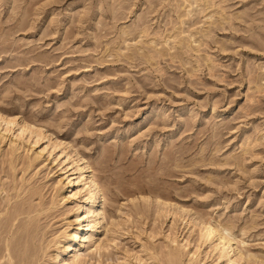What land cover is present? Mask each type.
Here are the masks:
<instances>
[{
    "label": "rangeland",
    "instance_id": "374dc122",
    "mask_svg": "<svg viewBox=\"0 0 264 264\" xmlns=\"http://www.w3.org/2000/svg\"><path fill=\"white\" fill-rule=\"evenodd\" d=\"M0 115V264H264V0H0Z\"/></svg>",
    "mask_w": 264,
    "mask_h": 264
},
{
    "label": "bare ground",
    "instance_id": "6f19581e",
    "mask_svg": "<svg viewBox=\"0 0 264 264\" xmlns=\"http://www.w3.org/2000/svg\"><path fill=\"white\" fill-rule=\"evenodd\" d=\"M0 116H2V115H0ZM7 118L11 122L15 121V117H13V116H7ZM23 127L31 128V125L30 124H24ZM6 130L9 131V129H6ZM19 136H23V133L19 132ZM88 170H89V168L87 166H85L84 164H82L80 166V168H78V170H77L79 172V174L83 176V181H84V186H85L84 193H83L82 189L77 187L67 197V199L72 198V199H76L79 201L78 205H77V210H76L77 214H78L77 220H76V225H78V228H76L77 229L76 232L72 233L70 236L71 241L77 242V243H76V245H68L65 248L66 256L64 257V259L67 258V256L69 254L75 253L76 251L78 252V251H80V249H82V247H83V241L82 240L84 238L83 233L87 229L86 228L87 227L86 222L89 219H93V221H92L93 223L91 225V229L93 230V232L97 231L98 229H100L102 227L101 223L104 220V214L99 209V207H100L99 206V198L101 197V196H99V194H100L99 186L95 183L93 178L88 175V173H89ZM69 171H71V170H69ZM79 174H77V175H79ZM74 175L75 174L72 172L69 174V178L71 179L69 183L70 184L72 183V185H74V179H73ZM201 232H202L201 239L204 243L211 242L215 238V230L210 225H204ZM218 242L219 243L217 245V248L220 251V259L226 260L227 264H237V260H231V258H230L231 247L229 245V240L226 238L219 237ZM71 257H72V263L76 262V263L80 264V261H79L77 256H71ZM238 260H239V258H238ZM62 264H69V263L66 260H62Z\"/></svg>",
    "mask_w": 264,
    "mask_h": 264
}]
</instances>
